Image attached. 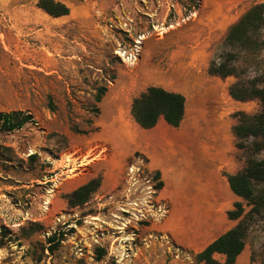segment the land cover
Masks as SVG:
<instances>
[{
  "label": "rangeland",
  "instance_id": "1",
  "mask_svg": "<svg viewBox=\"0 0 264 264\" xmlns=\"http://www.w3.org/2000/svg\"><path fill=\"white\" fill-rule=\"evenodd\" d=\"M58 1L70 15L53 18L39 0H0V112L33 116L0 132V264H201L161 227L168 212L158 200L161 174L147 154L129 153L127 136L141 130L132 104L157 86L186 97V125L201 111L220 126L229 120L219 138L235 148V160L223 176L251 158L264 161V137L239 149L232 131L239 112L258 114L261 103L235 101L229 87L238 78L208 72L229 28L264 0H200L197 8L193 0ZM237 53L241 77L264 86V31ZM255 143L263 149L254 151ZM98 176L91 200L69 206L67 196ZM257 189L264 196V182ZM242 257L264 262V212Z\"/></svg>",
  "mask_w": 264,
  "mask_h": 264
},
{
  "label": "trees",
  "instance_id": "2",
  "mask_svg": "<svg viewBox=\"0 0 264 264\" xmlns=\"http://www.w3.org/2000/svg\"><path fill=\"white\" fill-rule=\"evenodd\" d=\"M199 1L193 0V8L199 6ZM37 6L53 18L66 17L71 12L68 5L58 0H39ZM263 31L264 4L257 3L229 28L219 46L221 53L214 56L208 69L211 76L238 78L237 82L229 87V95L235 101L258 100L261 103L262 110L258 114L249 115L246 112L237 114V123L232 131L237 139L236 147L239 149H245V142L251 138L264 137V86H260L257 79L242 78L236 66L237 50L251 46L257 40L260 41ZM105 91V88L100 89L96 97L97 102L102 100ZM50 107L54 110L52 98H50ZM131 113L136 123L145 130L156 127L161 117H164L165 122L171 127L179 128L186 114V97L179 92L151 86L134 99ZM32 120V115L22 111L0 112V132L20 130ZM262 149V145L255 143L254 151L258 152ZM159 176L160 173L157 172L156 177ZM225 177L233 193L246 201L250 209L246 212L242 202L234 203V209L227 211V215L229 219L237 221V224L196 254V260L201 264H235L245 249V240L252 221L264 212V196L257 192V186L264 182V161L251 158L242 171L225 174ZM102 181L103 177L98 176L70 193L67 196L69 206L75 208L88 203L101 187ZM163 185L162 181L159 182L158 189H162ZM99 253V257H102L104 250L99 249ZM215 254L225 256V260L217 259Z\"/></svg>",
  "mask_w": 264,
  "mask_h": 264
},
{
  "label": "crops",
  "instance_id": "3",
  "mask_svg": "<svg viewBox=\"0 0 264 264\" xmlns=\"http://www.w3.org/2000/svg\"><path fill=\"white\" fill-rule=\"evenodd\" d=\"M186 118L187 111L181 126L174 128L161 117L153 129L140 127L127 139L129 153L147 154L149 167L161 174L164 185L158 200L168 211L161 222L163 231L177 246L197 254L235 227L237 221L229 219L227 211L234 208L239 197L221 169L235 160V148L219 138L220 131L230 130L231 122L225 120L220 126L217 119L205 118L203 111L191 117L187 125ZM204 121L210 123L205 126L209 129L199 137ZM149 133L152 139L143 143ZM219 256L225 260V256L215 254L217 259ZM248 262L241 254L235 264Z\"/></svg>",
  "mask_w": 264,
  "mask_h": 264
},
{
  "label": "built area",
  "instance_id": "4",
  "mask_svg": "<svg viewBox=\"0 0 264 264\" xmlns=\"http://www.w3.org/2000/svg\"><path fill=\"white\" fill-rule=\"evenodd\" d=\"M132 169H133V168H132ZM132 169H131V170H132ZM163 210H164V212H166V209H163Z\"/></svg>",
  "mask_w": 264,
  "mask_h": 264
},
{
  "label": "bare ground",
  "instance_id": "5",
  "mask_svg": "<svg viewBox=\"0 0 264 264\" xmlns=\"http://www.w3.org/2000/svg\"><path fill=\"white\" fill-rule=\"evenodd\" d=\"M223 133V132H222ZM200 181V180H199ZM200 183V182H199Z\"/></svg>",
  "mask_w": 264,
  "mask_h": 264
}]
</instances>
